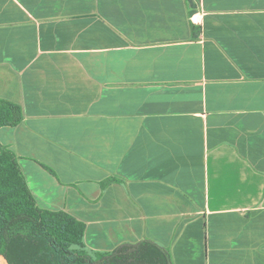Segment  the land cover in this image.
Here are the masks:
<instances>
[{
  "label": "crops",
  "instance_id": "obj_1",
  "mask_svg": "<svg viewBox=\"0 0 264 264\" xmlns=\"http://www.w3.org/2000/svg\"><path fill=\"white\" fill-rule=\"evenodd\" d=\"M0 142L92 252L264 264V0H0Z\"/></svg>",
  "mask_w": 264,
  "mask_h": 264
},
{
  "label": "trees",
  "instance_id": "obj_2",
  "mask_svg": "<svg viewBox=\"0 0 264 264\" xmlns=\"http://www.w3.org/2000/svg\"><path fill=\"white\" fill-rule=\"evenodd\" d=\"M23 115L21 105L0 98V127ZM85 231L72 214L38 206L16 153L0 142V253L10 264H174L171 250L148 238L92 252Z\"/></svg>",
  "mask_w": 264,
  "mask_h": 264
},
{
  "label": "water",
  "instance_id": "obj_3",
  "mask_svg": "<svg viewBox=\"0 0 264 264\" xmlns=\"http://www.w3.org/2000/svg\"><path fill=\"white\" fill-rule=\"evenodd\" d=\"M0 260L2 261L3 264H10L8 259L0 253Z\"/></svg>",
  "mask_w": 264,
  "mask_h": 264
},
{
  "label": "rangeland",
  "instance_id": "obj_4",
  "mask_svg": "<svg viewBox=\"0 0 264 264\" xmlns=\"http://www.w3.org/2000/svg\"><path fill=\"white\" fill-rule=\"evenodd\" d=\"M0 264H3L1 260H0Z\"/></svg>",
  "mask_w": 264,
  "mask_h": 264
}]
</instances>
